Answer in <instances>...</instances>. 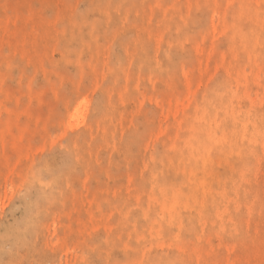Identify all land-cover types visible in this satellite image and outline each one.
I'll list each match as a JSON object with an SVG mask.
<instances>
[{
    "label": "rangeland",
    "instance_id": "rangeland-1",
    "mask_svg": "<svg viewBox=\"0 0 264 264\" xmlns=\"http://www.w3.org/2000/svg\"><path fill=\"white\" fill-rule=\"evenodd\" d=\"M0 264H264V0H0Z\"/></svg>",
    "mask_w": 264,
    "mask_h": 264
},
{
    "label": "bare ground",
    "instance_id": "bare-ground-1",
    "mask_svg": "<svg viewBox=\"0 0 264 264\" xmlns=\"http://www.w3.org/2000/svg\"><path fill=\"white\" fill-rule=\"evenodd\" d=\"M198 117H199V115H198ZM247 128H248V123L241 124L240 126H237L236 125V128L232 132L231 138L229 140V142L231 144H233L234 148L236 147V145L238 144V142L242 141V137H241L242 134H240V131L245 130ZM196 163H201V161L200 160H197Z\"/></svg>",
    "mask_w": 264,
    "mask_h": 264
}]
</instances>
